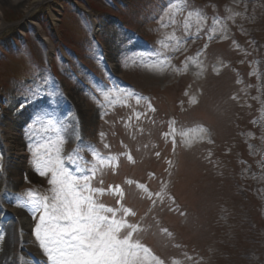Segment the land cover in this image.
Wrapping results in <instances>:
<instances>
[{"label": "rangeland", "instance_id": "obj_1", "mask_svg": "<svg viewBox=\"0 0 264 264\" xmlns=\"http://www.w3.org/2000/svg\"><path fill=\"white\" fill-rule=\"evenodd\" d=\"M34 1L0 0V200L50 192L30 143L86 161L93 145L112 157L93 187L127 264H264V0ZM50 85L54 105L31 99ZM43 109L58 135L35 122ZM3 121L26 153L17 169Z\"/></svg>", "mask_w": 264, "mask_h": 264}, {"label": "snow or ice", "instance_id": "obj_2", "mask_svg": "<svg viewBox=\"0 0 264 264\" xmlns=\"http://www.w3.org/2000/svg\"><path fill=\"white\" fill-rule=\"evenodd\" d=\"M29 91L33 94L32 100L47 95L53 105L58 94V89L51 85L47 91L39 86ZM42 111L43 117L38 114L35 122L47 123L56 129L58 135L64 127L63 118L54 120L55 111ZM57 125L60 127L56 128ZM34 131L31 125L25 128L26 136ZM45 139L50 146L43 152L41 140L36 141V147L30 143L29 151L36 173L42 177L50 176L47 181L50 192L41 196L29 191L16 199L31 212L35 222V241L47 264H127V242L120 237L122 225L119 218L113 208L99 202L98 198L105 194V189L93 187V181L109 166L112 157L90 145L91 161L84 160L79 151L64 160L60 156L62 140Z\"/></svg>", "mask_w": 264, "mask_h": 264}, {"label": "bare ground", "instance_id": "obj_3", "mask_svg": "<svg viewBox=\"0 0 264 264\" xmlns=\"http://www.w3.org/2000/svg\"><path fill=\"white\" fill-rule=\"evenodd\" d=\"M43 1L35 0L32 5L35 7ZM29 8L27 7L26 10H29ZM53 17L55 18V14ZM8 26L9 23L5 21L3 11L0 8V30ZM47 39L50 47L53 48L54 45L49 38ZM78 105L83 111V105L81 103ZM3 123L2 144L8 157L6 163H12L13 167L17 169L22 165L21 159L26 153L22 148V144L19 143L20 135H18L12 123L4 121ZM8 174L9 177H13L16 180L15 182L11 181L14 185L17 184V181H20L17 172L15 174ZM0 205L3 208V215L5 214L6 217L12 216L14 218V222L12 223L8 219H4L3 215L0 217V237H2L0 239V264H45L46 258L42 255V251L35 241L31 217L20 208L7 205L6 200L0 201Z\"/></svg>", "mask_w": 264, "mask_h": 264}, {"label": "clouds", "instance_id": "obj_4", "mask_svg": "<svg viewBox=\"0 0 264 264\" xmlns=\"http://www.w3.org/2000/svg\"><path fill=\"white\" fill-rule=\"evenodd\" d=\"M105 195V194H104ZM103 196V195H102ZM102 196H100V197H102ZM104 204V203H103ZM104 206L105 207H110L111 208V206L110 205H108V204H104Z\"/></svg>", "mask_w": 264, "mask_h": 264}]
</instances>
